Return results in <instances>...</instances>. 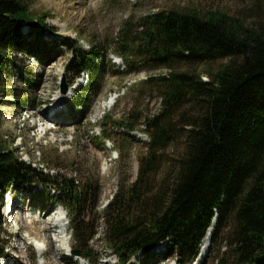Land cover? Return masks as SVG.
Segmentation results:
<instances>
[{
  "label": "trees",
  "instance_id": "trees-1",
  "mask_svg": "<svg viewBox=\"0 0 264 264\" xmlns=\"http://www.w3.org/2000/svg\"><path fill=\"white\" fill-rule=\"evenodd\" d=\"M46 16L26 0H0V92L17 53L46 63L62 46L71 52L65 67L69 85L87 74L71 98L74 112H85L99 93L104 72L114 66L109 52L130 70L168 72L141 81L159 98L155 113L134 115L131 109L121 119L105 114L104 122L118 131H103L104 136L120 153L139 140L133 131L149 140L134 180H121L102 209L97 179L84 171H44L1 139L0 201L13 187L41 186L35 196L66 209L72 249L89 260L92 252L98 256L90 241L100 225L99 238L121 264L140 252L156 257L153 248L161 243L164 256L188 264L212 227V240L224 235L228 243L216 264H264V0H249L238 15L220 9L151 11L126 19L109 49L93 40L84 47L79 37L56 33ZM46 31L56 37L45 39ZM218 60L224 61L205 71L206 80L179 69ZM23 72L28 88L36 84L35 73L25 67ZM13 95L12 102L25 103ZM47 188L56 192L45 193Z\"/></svg>",
  "mask_w": 264,
  "mask_h": 264
},
{
  "label": "rangeland",
  "instance_id": "rangeland-1",
  "mask_svg": "<svg viewBox=\"0 0 264 264\" xmlns=\"http://www.w3.org/2000/svg\"><path fill=\"white\" fill-rule=\"evenodd\" d=\"M26 1L33 12L47 15L45 21L56 28V33L79 37L84 47L88 46V40H93L107 45L108 49L112 48V44H108L111 38L129 18L137 19L145 13L168 8H196L202 13L207 9H220L238 15L244 4L249 3V0ZM55 37L49 31L44 34L45 39ZM16 57L17 63L10 76L2 80L6 86L0 92V99H4L0 100L1 141L14 148L21 159L44 171H84L97 179L99 208L102 209L121 180H134L139 157L145 152L146 141L149 140L145 133L133 131L131 134L139 140L125 145L120 153L115 143L104 136L103 131H118L112 124L104 122L105 114L121 119L131 109L135 110L134 115L138 112L143 115L155 113L159 108V98L145 89L141 81L149 75L166 73L168 69L133 71L121 57L109 52L108 57L114 66L104 72L99 93L90 100L85 112H74L69 107L71 98L79 83L86 81L87 74L82 73L70 85L66 78L67 90L61 91L62 73H65L71 58L69 49L60 47L46 63L23 53H17ZM223 61L183 64L179 69L199 72L206 80L205 71H214ZM23 67L36 74V84L30 88ZM13 93L26 98L25 103L12 102ZM41 190L42 187L35 184L30 190L13 187L3 193L0 201V264H121L117 255L99 238L101 225L90 241L98 256L92 252L89 260L73 253L66 209L58 203L52 204L50 199L39 200L34 192ZM55 192L53 188L45 190L50 195ZM51 219L57 225L55 233L46 229L45 223ZM62 225L66 227L64 231ZM227 246L224 235L214 240L211 237L206 253L200 258L198 254L188 264H216L217 257L227 250ZM153 249L158 252L156 257L144 258L140 252L127 264H182L175 255L162 254L163 243Z\"/></svg>",
  "mask_w": 264,
  "mask_h": 264
},
{
  "label": "bare ground",
  "instance_id": "bare-ground-1",
  "mask_svg": "<svg viewBox=\"0 0 264 264\" xmlns=\"http://www.w3.org/2000/svg\"><path fill=\"white\" fill-rule=\"evenodd\" d=\"M111 102V101H110ZM48 212V211H47ZM46 224V229H47V231L49 230V231H53L54 233L56 232L55 231V227L57 226V225H55L54 224V222H53V219H51V220H49L47 223H45ZM65 225H62V231H64L65 230ZM211 237H212V229L211 228H209L208 229V231L206 232V234H205V236L203 237V239H202V241H201V243H200V245H199V250H198V256H199V258L200 257H202L203 256V254H204V252H205V250L206 249H208V246H209V244H210V241H211ZM207 251V250H206ZM206 253V252H205Z\"/></svg>",
  "mask_w": 264,
  "mask_h": 264
},
{
  "label": "water",
  "instance_id": "water-1",
  "mask_svg": "<svg viewBox=\"0 0 264 264\" xmlns=\"http://www.w3.org/2000/svg\"><path fill=\"white\" fill-rule=\"evenodd\" d=\"M66 90H67L66 74L63 72V73H62V85H61V91H62V92H66ZM262 246H263V252H264V241H263ZM73 253L79 254V250L74 249V250H73ZM178 261H180V259H178Z\"/></svg>",
  "mask_w": 264,
  "mask_h": 264
}]
</instances>
